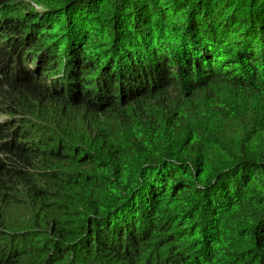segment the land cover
<instances>
[{"label":"trees","instance_id":"1","mask_svg":"<svg viewBox=\"0 0 264 264\" xmlns=\"http://www.w3.org/2000/svg\"><path fill=\"white\" fill-rule=\"evenodd\" d=\"M0 264H264V0H0Z\"/></svg>","mask_w":264,"mask_h":264}]
</instances>
